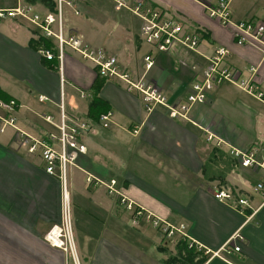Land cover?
Segmentation results:
<instances>
[{
    "label": "crops",
    "instance_id": "1",
    "mask_svg": "<svg viewBox=\"0 0 264 264\" xmlns=\"http://www.w3.org/2000/svg\"><path fill=\"white\" fill-rule=\"evenodd\" d=\"M77 1L81 14L72 13L79 20L68 29L90 47L115 56L119 68L133 79L140 78L142 58L149 50L138 37L140 22L132 15L116 16L110 0ZM141 1L144 7L173 16L185 29L200 34L196 51L174 47L167 53L154 52L156 61L147 75L160 84L169 103L185 98L192 79L200 76L207 58L220 47L228 51L223 64L236 69L240 79H248L250 69L255 68L254 83L264 92L261 53L237 44L234 29L210 16L208 9L217 0ZM15 2L0 0V8H11ZM30 3L41 13L53 11L48 0ZM263 15L264 0L229 2V19L235 24L259 20ZM36 42H48L52 47L45 49ZM47 50L54 55L51 60L42 56ZM56 54L55 44L27 22L0 19V96L15 102V126L35 137L54 132L55 127L43 117L49 115L57 124L60 101L69 117L85 119L92 125L83 137L86 153L67 174L68 198L79 208L77 216L82 222L73 228L74 260L68 251L46 238L61 221L60 183L43 172L40 162L17 151L12 144L14 131L9 127V136L0 132V264L184 261L181 255L187 254L178 249V237L164 239L144 218L133 223L119 199L108 194L103 185H88V176L106 183L115 180V187L148 213L174 225L183 224L191 240L211 253L218 251L213 258L199 253L193 264H264V194L248 188V177L241 178L245 171H237L236 165L222 174L220 159L209 167L206 162L219 139L224 143L218 149L227 156L229 148L245 150L264 142V103L223 82L204 103L190 109L189 120L171 119L164 107L147 111L138 94L128 92L119 81L105 80L98 97L108 110L102 115L109 114L110 123L103 128L89 114L91 86L98 76L95 68L69 49L63 50L61 63ZM59 65L61 71L57 70ZM3 114L0 109V116ZM205 130L217 139L207 141ZM218 190L235 191L248 205L239 211L215 199L213 194ZM237 234L240 250L233 252L229 240Z\"/></svg>",
    "mask_w": 264,
    "mask_h": 264
},
{
    "label": "built area",
    "instance_id": "2",
    "mask_svg": "<svg viewBox=\"0 0 264 264\" xmlns=\"http://www.w3.org/2000/svg\"><path fill=\"white\" fill-rule=\"evenodd\" d=\"M118 6L128 9L126 2L130 0H114ZM231 0H217L216 5L208 9L211 17L221 22L226 27L234 29V37L237 44H246L255 48L261 53L264 59V15L261 19L243 21L237 24L229 19V2ZM55 7L53 11L41 13L34 10L30 4L24 0H16L15 6L11 8H0V19L17 18L27 22L36 29L42 38L46 40L53 39L56 47V58L61 63L63 50L69 49L79 55V57L91 63L96 70V74L106 80H115L125 83L128 92H135L141 97L145 104V109L151 111L155 106H162L167 111V116L171 119L189 120L188 113L192 107L197 104L204 103L209 93L219 84L228 82L256 100L264 103V92L260 90L254 83L255 68H251V75L248 79H240V73L233 68L223 64V58L228 54L225 48H217L211 57L207 58V64L202 69L201 75L194 77L190 83V91L187 93L183 102L179 100L177 103H169L166 96L159 89L160 87L153 81L147 79V73L155 64L156 58L154 52L167 53L174 47H181L185 50L196 51L200 42L199 32L189 31L184 28L179 19L165 15L158 9L147 8L143 6L142 1L132 0L133 15L141 21L140 37L148 45L149 50L142 58L144 65L143 74L138 79L133 77L126 71L120 70L116 57L110 55L101 48H93L84 43L81 37L74 30H65L63 21L64 5H71V9L75 15L79 14L75 0H54ZM51 41V40H50ZM42 56L51 60L54 58L53 53L49 50L42 51ZM57 70L61 71L60 65ZM61 78V82H62ZM41 101L46 100L40 97ZM16 104L13 100L8 103L0 101V109L3 115L0 116V132L6 127H10L14 131V142L18 149L26 151L27 154L37 156L41 161L43 172L51 177L56 178L61 188V221L63 225L69 222V198L65 201V192L67 189V174L70 167H77L76 161L80 155L86 153V147L83 143L84 135L92 128L89 121L82 118L69 117L65 111L62 101L58 104L59 121L53 124L52 117L47 115L43 117L44 121L55 127L54 132H44L43 136L35 137L18 129L15 126L14 111ZM109 114L101 115L99 122L103 128H108L110 119ZM207 141L217 139L213 134L205 130ZM224 142L218 140L216 147H220ZM229 154L243 168L257 173H264V142L262 144L252 145L245 150L229 148ZM88 185H103L107 193L115 195L119 199V203L131 213L132 222L144 218L151 226L158 230L164 239H173L178 237L179 240L186 242L187 248L193 249L201 255L213 258L217 256V252L205 249L195 241L191 240L186 232L183 224L174 226L167 221L148 213L143 208L125 197L121 191L115 188L116 181L110 180L107 183L98 180L92 176L86 178ZM253 192L264 194V178L257 182L253 187ZM217 200H223L235 209L242 211L240 207L247 206V200L243 198L235 199L231 194L224 191H216L213 194ZM233 197V199L231 198ZM55 227L46 236L47 240L53 244L51 235H55L61 245L56 247L69 251L72 255L74 252L73 241L71 239V231L64 234L59 227L58 232L53 233ZM61 238H64L61 239ZM239 234L229 240L233 252H239L240 240ZM228 248V247H227Z\"/></svg>",
    "mask_w": 264,
    "mask_h": 264
},
{
    "label": "rangeland",
    "instance_id": "3",
    "mask_svg": "<svg viewBox=\"0 0 264 264\" xmlns=\"http://www.w3.org/2000/svg\"><path fill=\"white\" fill-rule=\"evenodd\" d=\"M53 6H52V8L50 9V10H54V7L56 6L55 5V3H54V0H48ZM111 1V3H112V5H113V8L116 10V16H118V15H121V14H124V15H132V16H134L136 19H137V21H139L140 22V26H141V21L139 20V18L138 17H136L135 15H133V13H132V10H134L133 8H132V0H130L129 2H126V5H127V7H128V9L127 10H125L123 7H121V6H118L117 5V3L114 1V0H110ZM138 1H141V0H138ZM24 2L25 3H27V4H31V3H29V2H27L26 0H24ZM75 5H76V7L79 9V15L81 14V11H80V5H79V2L77 1V0H75ZM32 7H33V5H31ZM65 7H64V9H63V21H64V29L65 30H71V29H68L69 27H71L73 24H75V22L77 21V20H79V18L77 17V16H74L72 13H73V11H72V9H71V5H68V4H66V5H64ZM80 6V7H79ZM69 11V12H68ZM80 17V16H79ZM120 18H122V16H119ZM116 19H118L117 17H116ZM138 37H139V39H140V41L142 42V45L143 46H148L145 42H144V40L140 37V27H139V31H138ZM52 42H54V40L53 39H50ZM91 47H93V46H91ZM93 48H95V47H93ZM183 49V48H182ZM185 50V49H184ZM189 51H191V50H189ZM143 69H144V65H143ZM121 70V69H120ZM122 71H125V70H122ZM150 71V70H149ZM203 71V70H202ZM148 74V73H147ZM201 75V74H200ZM147 79H151L150 78V76H148L147 75ZM152 81V80H151ZM119 82H121V81H119ZM121 83H123V82H121ZM157 85H158V83L157 82H155ZM124 85H125V83H123ZM160 85V84H159ZM158 85V86H159ZM160 90H161V88H159ZM133 92V91H132ZM161 92H162V90H161ZM134 93V92H133ZM188 93V92H187ZM187 95V94H186ZM186 95H185V97H186ZM181 101L180 102H183V100H184V97L182 98V99H180ZM10 131H11V129L9 128V127H6L5 128V130L3 131L4 132V134L2 133L1 135H7V136H9L10 135ZM12 144H14L15 145V147H17V144H16V142H13ZM17 151H19V153L21 154V155H23V156H25V157H27L29 160H31V161H35L36 163H39L40 162V164H41V161H40V159L37 157V156H32V155H29V154H27L26 153V151H24V150H22V149H18ZM228 155L231 157V155L228 153ZM40 164H39V166H40ZM236 165V170L237 171H245V172H243L242 174V176L243 177H241V175L239 176V177H241V178H247L248 177V188L249 189H253V187L256 185V179L257 178H263L264 177V173H263V171H258L257 173H255V172H252V171H250V170H248V169H246V168H243V167H241L240 165H238V163H236L235 164ZM221 167L223 168V170L221 171V173L223 172V173H225V172H230V165H229V163L224 159V157H223V159H222V161H221ZM224 167H225V169H224ZM221 168V169H222ZM239 173H241V172H239ZM221 177H222V174H221ZM224 178V175H223V177H222V179ZM221 179V180H222ZM110 181V180H109ZM104 182V181H103ZM106 183V182H105ZM94 184H90V186H93ZM98 185H100V184H98ZM116 189H117V187H115ZM68 197H70V195H69V190H70V188L68 187ZM118 190V189H117ZM119 191V190H118ZM234 194H235V191L233 192ZM242 195H245V193H244V191H242ZM241 195V194H240ZM126 197V196H125ZM128 198V197H127ZM232 199H233V197H231ZM239 198H243L244 199V197H239ZM129 199V198H128ZM79 200V199H78ZM129 200H131V199H129ZM132 201V200H131ZM132 202H134V201H132ZM74 203H76V201H74ZM135 203V202H134ZM248 203V202H247ZM247 203H245V204H247ZM136 204V203H135ZM137 205V204H136ZM248 205V204H247ZM139 206V205H138ZM139 207H141V206H139ZM141 208H143V207H141ZM79 208H77V207H74V205L71 203L70 204V200H69V209H68V214H69V222H70V226L68 227L69 228V230L71 231V239H72V241H73V228H74V226L76 225H79V224H81L82 222H80L79 221V218H78V216H77V213H79V210H78ZM125 209V208H124ZM144 209V208H143ZM146 211V210H145ZM129 212V211H128ZM75 213H76V215H75ZM129 214H130V217H131V213L129 212ZM169 223V222H168ZM151 225V224H150ZM174 225V224H173ZM66 224L65 225H63V223H60L59 225H58V227H60L61 229H62V231H63V233L64 234H68L67 233V231H66ZM174 226H178V225H174ZM50 231H52V229L50 230ZM50 231H48V233L46 234V236L50 233ZM61 239H63L64 240V238H61ZM69 252V251H68ZM70 253V252H69ZM71 254V253H70ZM71 256H72V254H71ZM71 259V258H70ZM72 260H74L73 259V256H72ZM72 260H71V262H72ZM70 262V263H71ZM72 264H75V261H73L72 262Z\"/></svg>",
    "mask_w": 264,
    "mask_h": 264
},
{
    "label": "trees",
    "instance_id": "4",
    "mask_svg": "<svg viewBox=\"0 0 264 264\" xmlns=\"http://www.w3.org/2000/svg\"><path fill=\"white\" fill-rule=\"evenodd\" d=\"M26 1L30 3V2H33L34 0H26ZM52 6L53 5L50 3L51 8H52ZM37 42H36V45H37ZM37 46H39V47L43 46L45 49H51V47H52V46L50 47L48 45V42H42V45H40V43H38ZM105 80H106L105 78L97 76L96 79L94 80L92 86H91L92 99H91V104L89 107V114L91 115V119L93 121H99L100 116L103 113H106L108 111L107 108L102 104L104 102L98 97L99 90H100L101 86L103 85V83L105 82ZM10 100H11L10 97L0 96V101H2V102L8 103ZM223 157L229 163L230 169L232 168L233 165L236 164V161L234 160V158H232V157L230 158L229 156L222 154L221 151L218 149V147H214V149L211 151V154L209 155V157L206 161V162H208L207 166L209 167L210 164H215L216 158H218L222 161ZM224 169H225V167H224ZM225 173H227V172H225ZM225 173L222 172V174H225ZM229 194H231L235 199L239 198V196L234 194L233 192H230ZM177 247H178V249L182 250L183 252L185 251L184 254H187L186 256L181 255V259H183L184 261L181 262L180 264H193L192 259L194 257H196V255H199V253L193 252V249L187 248V245L184 244L182 240L177 242ZM201 260H199V262H201Z\"/></svg>",
    "mask_w": 264,
    "mask_h": 264
},
{
    "label": "bare ground",
    "instance_id": "5",
    "mask_svg": "<svg viewBox=\"0 0 264 264\" xmlns=\"http://www.w3.org/2000/svg\"><path fill=\"white\" fill-rule=\"evenodd\" d=\"M67 198H68V196H67V194H66V192H65V201H67ZM65 227H66L65 229L69 232L68 224H67V226H65ZM58 230H59V227L56 226V227L54 228V230H53V233L58 232ZM51 237H52V239H53L52 241H53V244H54V245H56V246L61 245V243H60L58 240L55 239V235H51Z\"/></svg>",
    "mask_w": 264,
    "mask_h": 264
}]
</instances>
